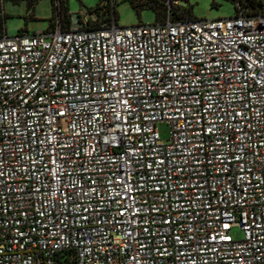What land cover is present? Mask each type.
I'll return each mask as SVG.
<instances>
[{
    "label": "built area",
    "instance_id": "2783aa9c",
    "mask_svg": "<svg viewBox=\"0 0 264 264\" xmlns=\"http://www.w3.org/2000/svg\"><path fill=\"white\" fill-rule=\"evenodd\" d=\"M51 1L0 36V264H264V13Z\"/></svg>",
    "mask_w": 264,
    "mask_h": 264
},
{
    "label": "rangeland",
    "instance_id": "374dc122",
    "mask_svg": "<svg viewBox=\"0 0 264 264\" xmlns=\"http://www.w3.org/2000/svg\"><path fill=\"white\" fill-rule=\"evenodd\" d=\"M104 0H67L70 15L84 17L95 12ZM33 4V5H31ZM136 0H116L115 11L119 24L124 27L139 23L153 24L157 21V12L149 8H136ZM181 7L189 8L197 19L217 20L230 18L236 13L233 0H181ZM62 11L63 18L69 14ZM56 14L51 0H0V32L4 26L8 36H16L25 31L36 33L46 31ZM2 15V16H1ZM77 17L74 18L78 22ZM170 127L159 124V133L164 144L168 143ZM235 240L243 239V232L235 228L232 231Z\"/></svg>",
    "mask_w": 264,
    "mask_h": 264
},
{
    "label": "trees",
    "instance_id": "16d2710c",
    "mask_svg": "<svg viewBox=\"0 0 264 264\" xmlns=\"http://www.w3.org/2000/svg\"><path fill=\"white\" fill-rule=\"evenodd\" d=\"M234 2L236 0H233ZM243 6L247 9V11L251 14H258V13H264V0H239ZM108 2V0H104L103 3ZM166 0H136V8L144 9V8H149V9H154L157 12V21L161 20L167 13L168 7L165 4ZM102 3V4H103ZM101 4V5H102ZM33 5V4H31ZM100 7L95 10V13L98 12V10L101 9ZM67 11V10H66ZM94 13V12H92ZM106 13H107V18H111L113 14L116 15V18L118 20L117 13L115 11V6L112 7L110 5H106ZM184 13L187 17H194L191 13V10L189 8H184ZM98 14V13H97ZM99 15V14H98ZM68 17V15H67ZM68 20V18H65ZM102 20H93L92 18L87 21L85 24V27L88 29H95L100 26ZM6 31L5 27H2V31L0 32V36L4 34ZM25 32V31H22Z\"/></svg>",
    "mask_w": 264,
    "mask_h": 264
}]
</instances>
